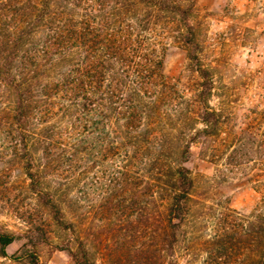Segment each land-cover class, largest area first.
Wrapping results in <instances>:
<instances>
[{"label": "trees", "instance_id": "1", "mask_svg": "<svg viewBox=\"0 0 264 264\" xmlns=\"http://www.w3.org/2000/svg\"><path fill=\"white\" fill-rule=\"evenodd\" d=\"M194 9L193 0H0L6 168L20 164L23 187L68 235L75 225L53 174L61 158L71 165L93 151L110 178L119 175L115 191L131 190L133 205L121 223L150 239L135 249L137 264H177L169 255L195 190L186 161L216 114L208 102L213 78L200 56ZM173 26L197 73V110H182L187 92L163 71L164 37ZM114 197L105 200L110 215L123 200ZM258 218L246 228L257 237L252 264H264V212ZM40 230L34 237L26 232L21 251L10 254L7 246L22 234L0 227V256L8 264H47L39 258L46 239ZM75 239L61 246L69 264H98L86 241ZM123 253L108 264H120Z\"/></svg>", "mask_w": 264, "mask_h": 264}, {"label": "rangeland", "instance_id": "2", "mask_svg": "<svg viewBox=\"0 0 264 264\" xmlns=\"http://www.w3.org/2000/svg\"><path fill=\"white\" fill-rule=\"evenodd\" d=\"M193 1L200 56L213 78L208 102L216 114L191 144L186 164L195 181L194 201L169 257L177 264H252L257 237L249 236L246 228L264 212V0ZM166 30L163 71L187 92L182 110H197L192 95L197 73L188 66L175 27ZM4 143L0 139V227L22 234L7 246L10 254L21 251L26 232L34 237L41 227L46 239L40 243L39 258L47 264H69L70 256L61 246L77 235L94 251L98 264L114 258L118 263V251L123 250L127 255H121L120 264H137L135 249L150 239L121 223L133 205L131 190L122 195L115 191L119 175L110 178L104 171L108 166L95 159L93 151L71 165L62 156L53 174L66 215L75 225V231L65 235L23 187L20 164L6 168ZM113 195L123 200L110 215L105 200ZM9 262L0 256V264Z\"/></svg>", "mask_w": 264, "mask_h": 264}]
</instances>
